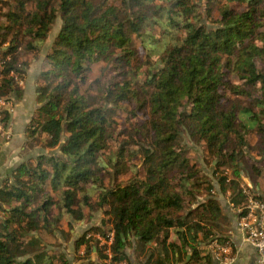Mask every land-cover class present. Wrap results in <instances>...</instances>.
I'll return each instance as SVG.
<instances>
[{
	"label": "trees",
	"instance_id": "obj_1",
	"mask_svg": "<svg viewBox=\"0 0 264 264\" xmlns=\"http://www.w3.org/2000/svg\"><path fill=\"white\" fill-rule=\"evenodd\" d=\"M57 17L24 127V150L45 151L1 181L0 264H102L106 246L86 237L96 232H114L111 261L125 264H208L211 242L233 248L214 184L181 136L242 208L243 179L254 189L264 176V160L248 159L264 154V0H0V97H22L20 50L37 51ZM99 209L74 260L43 248L37 232L54 237Z\"/></svg>",
	"mask_w": 264,
	"mask_h": 264
},
{
	"label": "crops",
	"instance_id": "obj_2",
	"mask_svg": "<svg viewBox=\"0 0 264 264\" xmlns=\"http://www.w3.org/2000/svg\"><path fill=\"white\" fill-rule=\"evenodd\" d=\"M32 60L34 61L35 58H33ZM40 68L37 67L35 61L34 63H30L26 67L22 79V97L18 99L12 113L9 115V123L7 128L10 129L11 136L8 141H4L5 138L0 135V178H2V180L6 175L11 172V170L17 164H19L20 162L25 160L29 155H31L30 151L24 150V127L29 121L34 109L37 106L35 101V80L39 74ZM21 143H23L22 146L20 145ZM17 148L21 149L22 153L25 156L27 154L28 155L25 159H20L14 162L15 159H17ZM251 155L255 154H249V161H258L261 159L264 160V154L262 156L256 155L255 158H250ZM260 181L261 185L254 186V190L264 197V176L260 179ZM243 183L252 186V183L247 178L243 179V182H241V184ZM214 187L223 207V210L230 220L228 238L233 244V251L235 252L236 256V259L233 264H255V248L245 241L242 231L237 228L236 223L238 219V209H236L230 201V190H227L225 193L220 192L217 183L214 184ZM128 238H130V236H128ZM132 251L133 247H127L126 253L130 257L132 255ZM188 256L189 255H187V259L189 258ZM95 257L96 256L94 255L90 256L91 259H95Z\"/></svg>",
	"mask_w": 264,
	"mask_h": 264
},
{
	"label": "rangeland",
	"instance_id": "obj_3",
	"mask_svg": "<svg viewBox=\"0 0 264 264\" xmlns=\"http://www.w3.org/2000/svg\"><path fill=\"white\" fill-rule=\"evenodd\" d=\"M60 24H61V20L59 17H57L54 21V23L52 24L51 28H50V32L47 36V39L44 41V43L42 44V46L37 50L34 51L32 53H25L23 50H20L22 55H26V60L27 63H35L37 64V67L40 68L41 64H42V60H43V56L45 54V52L49 49L50 45H51V41L53 39V37L57 34L59 28H60ZM139 40L135 38L134 42L135 44L138 46V48H140L139 45ZM35 58V60L33 61L30 58ZM28 64V65H29ZM257 65L259 68L264 70V65L263 63L258 59L257 60ZM92 73L96 76V77H101L102 78V83L105 84L106 81H109V79L111 78V72L109 69V64L105 63V62H99L93 65L92 67ZM24 75V74H23ZM91 77H93L91 75ZM18 99H15L11 102L10 106L14 109L16 103H17ZM121 121L124 120V117L121 115L120 116ZM9 139H5L4 141H8ZM181 140L183 145L186 146V148H188V155L195 160L202 173L207 175L208 177L211 178L213 184H216V180L215 177L213 176V165L210 164V159H206L204 157V152L203 149L201 147V145L199 144H195L192 143L188 140L187 136H181ZM21 146L23 145V143L20 144ZM19 145V146H20ZM17 159H15L14 162H16L17 160L20 159H25L27 157V155L25 156L21 149L17 148ZM39 151H45V150H40V149H33L30 151L31 155H35L37 152ZM256 155H251L250 158L254 157L255 158ZM139 169V168H136ZM132 175V172H128L127 174H125L123 177H121L120 181H126L128 177H130ZM2 178H0V183H1ZM102 215V210L99 209L97 211L93 212V215L90 219V221L87 223L81 221V222H72L70 225L68 223L63 222L62 224H60L59 228L57 229V231H55L54 233V237L48 235L45 232H40V233H36V235H40L43 239H42V245L43 248L47 251H51V253H55L57 251L62 252L69 260H74L75 258V252H74V242L75 240L81 236L84 232V230L86 228H88L91 225H99L100 224V218ZM70 229V232L68 234V237H66V233H68L67 230ZM35 234V233H33ZM133 245H128V247L132 248ZM133 255V253H132ZM133 257V256H132ZM133 261L132 264H137L136 261H134V259H131Z\"/></svg>",
	"mask_w": 264,
	"mask_h": 264
},
{
	"label": "built area",
	"instance_id": "obj_4",
	"mask_svg": "<svg viewBox=\"0 0 264 264\" xmlns=\"http://www.w3.org/2000/svg\"><path fill=\"white\" fill-rule=\"evenodd\" d=\"M4 60L0 58V69L3 67ZM12 74V73H11ZM2 78V74L0 71V79ZM20 86H22V79L19 77H15ZM14 100L13 97L8 99L7 96L0 97V135H2L6 140L10 138L11 132L10 129L7 128L8 121L5 123L4 120V110L10 115L13 111V108L10 106L11 102ZM252 187L248 184L245 186L242 185V193L246 195L245 204L242 208L238 209L237 219V228L242 231L244 235V239L251 246L255 248L256 251V259L255 264H264V199L259 198L258 193L251 189ZM114 232L111 231L108 234V238L105 239L101 235L100 232H96L93 235L87 234L86 237L93 236L97 239V245L102 246L105 245L106 248L104 250L106 254V258L102 264H125L122 261L112 262L111 261V243L113 241ZM210 255L211 262L208 264H233L236 256L233 251L232 245L229 242H218L213 241L210 243ZM96 248L93 247L92 255L96 256L95 252ZM81 253H84V248H82ZM97 260V256L95 259ZM193 264H203L201 262H196Z\"/></svg>",
	"mask_w": 264,
	"mask_h": 264
},
{
	"label": "water",
	"instance_id": "obj_5",
	"mask_svg": "<svg viewBox=\"0 0 264 264\" xmlns=\"http://www.w3.org/2000/svg\"><path fill=\"white\" fill-rule=\"evenodd\" d=\"M189 257V256H188Z\"/></svg>",
	"mask_w": 264,
	"mask_h": 264
}]
</instances>
